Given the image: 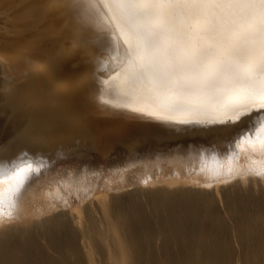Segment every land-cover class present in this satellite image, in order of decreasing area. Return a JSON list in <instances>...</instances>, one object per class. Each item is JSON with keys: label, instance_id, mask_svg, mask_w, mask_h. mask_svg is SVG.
<instances>
[{"label": "bare ground", "instance_id": "bare-ground-1", "mask_svg": "<svg viewBox=\"0 0 264 264\" xmlns=\"http://www.w3.org/2000/svg\"><path fill=\"white\" fill-rule=\"evenodd\" d=\"M97 35L71 0H0V161L40 170L0 181V264H264V139L230 147L251 117L114 94Z\"/></svg>", "mask_w": 264, "mask_h": 264}, {"label": "snow or ice", "instance_id": "snow-or-ice-1", "mask_svg": "<svg viewBox=\"0 0 264 264\" xmlns=\"http://www.w3.org/2000/svg\"><path fill=\"white\" fill-rule=\"evenodd\" d=\"M71 5L98 33L91 42L99 70L107 72L109 62L120 57L115 76L104 82L114 94L204 117L195 123L235 125L251 117L230 141L236 155L237 142L264 139V0H71ZM121 40L127 46L122 51ZM21 164L39 175L27 153L0 161V181L16 178L10 195L31 179V172L21 175Z\"/></svg>", "mask_w": 264, "mask_h": 264}, {"label": "rangeland", "instance_id": "rangeland-1", "mask_svg": "<svg viewBox=\"0 0 264 264\" xmlns=\"http://www.w3.org/2000/svg\"><path fill=\"white\" fill-rule=\"evenodd\" d=\"M2 76V75H1ZM0 79H1V77H0Z\"/></svg>", "mask_w": 264, "mask_h": 264}]
</instances>
